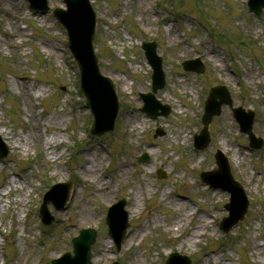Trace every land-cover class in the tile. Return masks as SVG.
Here are the masks:
<instances>
[{"label":"rangeland","instance_id":"obj_1","mask_svg":"<svg viewBox=\"0 0 264 264\" xmlns=\"http://www.w3.org/2000/svg\"><path fill=\"white\" fill-rule=\"evenodd\" d=\"M199 1L91 0L98 18L95 47L101 71L115 83L120 102L114 131L96 137L90 132L93 116L78 88L79 69L67 47L66 29L52 12L66 7L65 2L49 0L50 11L38 13L28 0H18L23 9H16L19 16L10 22L0 0V134L10 147L0 159V264H51L73 252V237L87 227L98 233L91 264H165L171 252L188 255L192 264H264V146L250 148L227 105L210 124L209 146L200 151L192 144L214 84L228 87L234 106L255 111L253 131L264 139V12L255 17L247 0ZM205 7L216 11L209 16ZM152 40L166 75L156 96L171 107L168 116L157 118L141 110L139 95L152 91V67L142 49L144 41ZM196 57L206 65L203 74L182 66ZM128 112L144 123L132 126ZM34 128L44 134L42 146L32 142ZM152 142L158 144V154L150 152ZM217 149L227 156L251 201L245 219L228 233L219 224L228 214L224 204L230 195L205 185L199 175L216 167ZM143 153L147 161L139 160ZM94 161L99 163L95 178L83 170ZM126 162L122 175L119 167ZM159 170L164 178L157 177ZM102 178L110 193L93 192ZM68 180L74 181L71 196L78 192L88 200L94 220L69 228L75 211L71 202L59 211L50 203L55 220L42 224L44 192ZM120 198L127 201L129 228L118 250L104 220ZM179 198L189 211L182 225L177 218L186 210L178 207ZM136 203L141 210L133 212ZM195 230L198 236L191 235ZM101 245L108 256L99 258Z\"/></svg>","mask_w":264,"mask_h":264},{"label":"water","instance_id":"obj_2","mask_svg":"<svg viewBox=\"0 0 264 264\" xmlns=\"http://www.w3.org/2000/svg\"><path fill=\"white\" fill-rule=\"evenodd\" d=\"M35 8H39L43 12L49 9L47 0H31ZM68 4V9L63 10L60 8L55 9L56 16L61 19L68 28V34L70 36V46L72 47L73 54L76 57V60L81 68L82 73V91L87 96V103L92 112L95 115V121L92 128L93 133L97 135H103L108 131H112L115 124V119L119 109L118 97L116 96V89L109 77H105L101 74L98 58L95 56L93 40L95 34V24H96V14L93 11L91 4L88 0H66ZM251 11L255 14L260 15L262 9L264 8V0H249V6ZM146 49V54L154 67V85L153 89L156 92L159 88H162L165 84V75L162 70V59L157 55L156 52V43L149 42L144 44ZM193 63V61H192ZM186 68L196 69V71L201 72V67H194L191 65V62L186 63ZM227 89L225 87H215L212 89L211 95L206 104V113L204 115L203 123L205 125L201 139L198 141V147L204 148L209 143V134H208V124L212 120L215 114L221 113V106L224 103L232 105V99ZM143 99L146 102L145 107L143 108L150 115L157 116L158 111L156 108H153V105L156 102L155 96L152 93L141 94ZM221 96V100L217 102V96ZM237 118L241 121L243 131L248 132L252 141L253 147H260L262 143H257V139L253 134L252 127L254 121V114L250 110L249 113H245L244 110L240 107L234 109ZM169 108L166 107L164 114H168ZM9 149L6 144L1 142L0 138V157H5ZM217 161L220 165V172H222V178L224 183H217L213 179L214 171L204 172L202 178L213 187H222L226 190L231 191L232 193V202L227 205V208L230 210L231 215L228 218H225L223 222V227L225 230H229L233 225L238 223L241 220L248 208L249 201L241 188V186L236 183L231 175L230 169L226 158L224 157L221 151L217 154ZM62 186L64 188L62 197L58 201L55 199V203L58 208L64 207L68 197L70 184H63L53 187L58 188ZM50 199L46 198L42 206V213L44 217L45 224H49L53 221V218L47 219L49 216L47 210V203ZM125 205L124 200H120L118 204H115L110 209V214L108 216V223L110 225V233L115 238V241L120 247L121 241L126 234V228L128 226L127 222V213L123 210ZM120 210L121 215L115 216L113 213L115 209ZM82 234L77 237L73 243H75V263L73 264H83L90 262L91 257V244L95 241L96 231L94 229H86L81 231ZM70 254H66L62 259L55 260V264L64 261ZM179 257L184 261V264H191V261L186 256H180L175 253L172 255V258ZM171 258V259H172ZM119 264V263H114Z\"/></svg>","mask_w":264,"mask_h":264},{"label":"bare ground","instance_id":"obj_3","mask_svg":"<svg viewBox=\"0 0 264 264\" xmlns=\"http://www.w3.org/2000/svg\"><path fill=\"white\" fill-rule=\"evenodd\" d=\"M4 3H6L7 6H10V7H5V14L7 16V18L10 20V22H13L12 21V18L14 17H18L19 15L15 12L16 9H19V11H22V7L24 6L23 4H20L18 2V0H4ZM17 26V25H16ZM170 38H172L174 36V33H170ZM215 60H218L219 57H215L213 58ZM24 89H26L27 87H23ZM181 109H183L181 107ZM184 110V109H183ZM182 110V111H183ZM126 119L131 121V124L132 126H136L138 125L139 123H144L142 120H139L138 119V116L134 113V112H128L126 114ZM41 129L40 128H34L33 130V134H32V138H33V141L35 145H39V146H42V143L46 142L45 141V138H44V134L42 131H40ZM186 137V135H185ZM168 140H170V138H167ZM49 145V143H47ZM154 146H158V144L156 142H152V143H149L148 145V148L150 150V152L152 153H156L158 154V152L156 151V149L154 148ZM95 160H96V157H95ZM96 162V161H94ZM94 162H91L89 164H87L83 170L86 174H89V175H92L94 178L95 177H98V171H97V167L99 165V163H94ZM128 166H129V163L126 162V163H122L120 164V169H121V173L122 175H125V172L127 171L128 169ZM144 186L143 185H140L139 186V190H141V192L144 190L143 188ZM9 188V186H8ZM110 186H109V182L108 181H105L104 178L102 179H99V182H98V185H96L94 187V190L93 192L96 193L98 192L99 189L105 191L107 190L108 193H110ZM183 194H180V197H182ZM184 197V196H183ZM181 199L182 198H179L178 199V207H182L186 210V213H180L178 215V218H177V222L179 224H184V221L186 219L185 216L189 215V211L185 208V204L182 202L181 203ZM88 200H84L82 198V196L78 193V192H74L71 196V204H72V208H75V211H74V218H72V220L70 221V224L67 225L69 228H76V227H79L81 226L82 224H88L91 220H94L95 218V213L94 212H89L88 211V205H87V202ZM133 212H137L138 210H141V205L139 203H136L135 207L133 208ZM184 210V211H185ZM154 224H158V222L156 221V219L154 220ZM206 225H208L207 223H204L203 226H205V228L207 227ZM200 234L199 231L195 230L192 232V236H198ZM137 236V232L133 234V237H136ZM108 249L105 247V245H101L100 249L98 250V254H99V258L103 257V256H108ZM135 263H133L131 261L130 264H138L136 262V260H134Z\"/></svg>","mask_w":264,"mask_h":264}]
</instances>
